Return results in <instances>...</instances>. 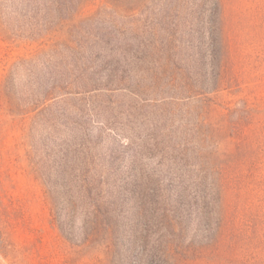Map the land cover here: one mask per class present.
I'll return each instance as SVG.
<instances>
[{"label": "rangeland", "instance_id": "374dc122", "mask_svg": "<svg viewBox=\"0 0 264 264\" xmlns=\"http://www.w3.org/2000/svg\"><path fill=\"white\" fill-rule=\"evenodd\" d=\"M0 264H264V0H0Z\"/></svg>", "mask_w": 264, "mask_h": 264}, {"label": "trees", "instance_id": "16d2710c", "mask_svg": "<svg viewBox=\"0 0 264 264\" xmlns=\"http://www.w3.org/2000/svg\"><path fill=\"white\" fill-rule=\"evenodd\" d=\"M214 37L218 40V42L220 43V45L222 44V35H221V32L218 31V33H215ZM62 229L64 231L65 227L62 226ZM68 235V233H67ZM164 247H162L161 249H163ZM160 249V250H161Z\"/></svg>", "mask_w": 264, "mask_h": 264}]
</instances>
